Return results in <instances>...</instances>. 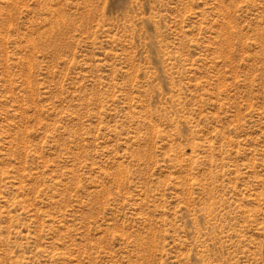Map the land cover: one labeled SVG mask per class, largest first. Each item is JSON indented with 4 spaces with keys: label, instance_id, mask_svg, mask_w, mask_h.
<instances>
[{
    "label": "rangeland",
    "instance_id": "1",
    "mask_svg": "<svg viewBox=\"0 0 264 264\" xmlns=\"http://www.w3.org/2000/svg\"><path fill=\"white\" fill-rule=\"evenodd\" d=\"M0 264H264V0H0Z\"/></svg>",
    "mask_w": 264,
    "mask_h": 264
}]
</instances>
